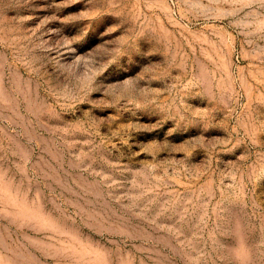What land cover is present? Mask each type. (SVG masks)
Wrapping results in <instances>:
<instances>
[{
    "label": "rangeland",
    "instance_id": "1",
    "mask_svg": "<svg viewBox=\"0 0 264 264\" xmlns=\"http://www.w3.org/2000/svg\"><path fill=\"white\" fill-rule=\"evenodd\" d=\"M0 264H264V0H0Z\"/></svg>",
    "mask_w": 264,
    "mask_h": 264
}]
</instances>
